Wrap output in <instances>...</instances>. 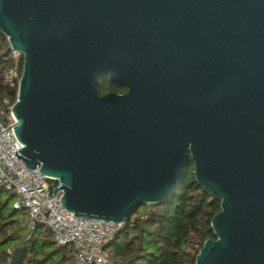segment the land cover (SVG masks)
I'll list each match as a JSON object with an SVG mask.
<instances>
[{
  "label": "water",
  "instance_id": "obj_1",
  "mask_svg": "<svg viewBox=\"0 0 264 264\" xmlns=\"http://www.w3.org/2000/svg\"><path fill=\"white\" fill-rule=\"evenodd\" d=\"M0 33L22 56L13 157L70 214L123 223L190 156L220 202L194 264H264V0H0Z\"/></svg>",
  "mask_w": 264,
  "mask_h": 264
},
{
  "label": "trees",
  "instance_id": "obj_2",
  "mask_svg": "<svg viewBox=\"0 0 264 264\" xmlns=\"http://www.w3.org/2000/svg\"><path fill=\"white\" fill-rule=\"evenodd\" d=\"M11 65L4 35L0 33V102L15 90L4 81ZM98 93H124L126 88L101 78ZM190 156L177 187L157 204L138 206L126 219L106 249L110 264H194L195 256L206 239L214 238L212 217L220 202L197 185ZM14 193L0 188V264H75L72 246L57 245L45 225L31 233L19 226L25 211L13 209Z\"/></svg>",
  "mask_w": 264,
  "mask_h": 264
},
{
  "label": "built area",
  "instance_id": "obj_3",
  "mask_svg": "<svg viewBox=\"0 0 264 264\" xmlns=\"http://www.w3.org/2000/svg\"><path fill=\"white\" fill-rule=\"evenodd\" d=\"M7 49L11 65L4 73V81L17 94L22 56L8 42ZM12 104L9 97L0 102V188L14 193L13 209L26 212L19 226L31 233L37 226L45 225L57 245L72 246L75 264H110L106 247L125 227V222L100 221L70 214L60 203L61 192L57 190L54 194L58 181L35 172V169H27L19 158L13 157L12 152L22 145L14 135V126L7 129L16 123L11 113Z\"/></svg>",
  "mask_w": 264,
  "mask_h": 264
}]
</instances>
